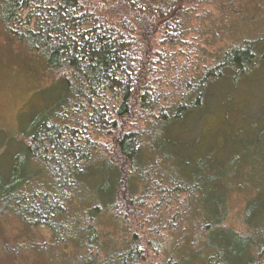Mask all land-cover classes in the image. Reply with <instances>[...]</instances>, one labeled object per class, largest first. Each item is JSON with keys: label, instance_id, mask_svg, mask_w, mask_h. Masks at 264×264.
I'll return each mask as SVG.
<instances>
[{"label": "trees", "instance_id": "obj_1", "mask_svg": "<svg viewBox=\"0 0 264 264\" xmlns=\"http://www.w3.org/2000/svg\"><path fill=\"white\" fill-rule=\"evenodd\" d=\"M237 1L248 14L264 7V1L247 0L246 7ZM191 2L0 0L8 42L37 54L55 83L65 85L52 112L34 120L11 172L2 177L0 171V264H35L33 256L39 264H264V188L249 193L242 231L226 226L223 198L231 176L250 187L264 159V134L241 146L239 165L217 164L212 153L178 159L171 151L173 127L202 107L193 102L224 78V69L240 78L264 65V36L253 29L215 68H205V76L171 81L169 88L177 83L182 94L170 91L180 100L165 106L169 95L156 82L184 45ZM256 18L247 24L264 27ZM149 162L172 166L173 189L156 195H187L184 225L173 211H161V203L146 213L148 202L138 191ZM7 225L18 226L17 234L9 236ZM41 229L51 233L50 243H37L34 232Z\"/></svg>", "mask_w": 264, "mask_h": 264}, {"label": "rangeland", "instance_id": "obj_2", "mask_svg": "<svg viewBox=\"0 0 264 264\" xmlns=\"http://www.w3.org/2000/svg\"><path fill=\"white\" fill-rule=\"evenodd\" d=\"M246 1L244 0V7H246ZM254 1L261 4L264 0ZM235 4V6L226 4L223 7L221 0H193L188 5L192 13L184 22L187 33L184 45L175 50V56L165 65L163 72L160 73L162 75L158 77L159 81L156 82L159 92L169 95L167 101L163 100L165 106L180 100L179 97L177 99L171 95L170 91L177 92L179 96L182 94L181 91L176 90L177 83L169 88L171 81L205 76L203 70L215 68L229 47L240 44L238 41L242 39V36L250 38L255 31L258 36H264L263 25L258 24L254 27L252 26L254 22L250 21L251 25H249L246 21L252 16H257L258 20H264V7L256 10L255 14H248V11L239 9L243 8L240 2L236 0ZM263 5L264 3L261 4ZM249 7L253 8V5ZM223 71L224 78L217 79L203 91L201 100L198 98L193 102L195 105L199 102L202 107L186 113L183 119L173 127L171 136L174 137V141L171 151L175 154V158H187L192 161L193 158L197 159V156H208L212 153L217 164L220 161L228 165L233 161L232 163L239 165L244 160L243 156H239L241 146L248 144L249 137L264 134V65L251 69L249 75L240 78L234 77V74L226 69ZM56 81L58 80L55 74L47 70L37 54L10 44L0 29V161L3 159L0 171L2 177L11 172L18 152L22 151L20 155H23L25 148L23 143H26L27 139L33 135L34 120L42 113L50 114L55 102L62 96L65 85L55 83ZM109 100V106L113 107L114 100L110 97ZM142 124L145 127V124ZM142 124L138 123V126ZM133 128H136V124ZM100 142L103 141L100 140ZM146 150L149 151L145 148V152ZM2 154H4L3 157ZM160 154H155L154 159L161 161ZM259 162L260 164L252 174L250 187L245 180L239 178L237 180L236 177L231 176L233 181L228 184L231 185L229 188L231 192L228 191L230 196L223 197L226 204L224 206L226 209L223 210L227 214L225 224L228 228L242 231L247 225L244 212L247 201L251 198L249 193L252 190L258 191L264 188V159L260 158ZM149 165L146 171L148 175L146 179H143L138 191L144 192L143 196L148 202L144 204L146 213L149 214L154 204L161 203V211H173L172 216H179L177 220L184 225L181 220L183 218L186 220L187 215H182L181 207L187 195L178 194L165 197L164 200L160 199V195H156L159 189L167 191L173 189L175 183L170 180V177H174L175 174L167 171L172 166L161 163L155 167ZM129 187L127 194L132 191ZM159 215L160 213L154 220H157ZM105 222L108 231H111L108 217L105 218ZM16 228H18L16 225H7L9 236L17 234ZM145 229L143 228V231ZM165 234L168 244L170 235L168 232ZM34 236L38 244H43L45 241L50 243L52 238L51 233L46 229L35 231ZM65 252L69 253L70 250ZM32 262L40 263L36 256H33Z\"/></svg>", "mask_w": 264, "mask_h": 264}]
</instances>
